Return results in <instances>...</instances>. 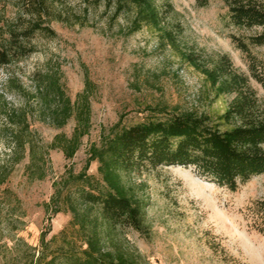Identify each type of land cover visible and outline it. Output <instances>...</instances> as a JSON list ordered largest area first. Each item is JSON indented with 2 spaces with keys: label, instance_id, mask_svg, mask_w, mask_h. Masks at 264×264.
<instances>
[{
  "label": "rangeland",
  "instance_id": "rangeland-1",
  "mask_svg": "<svg viewBox=\"0 0 264 264\" xmlns=\"http://www.w3.org/2000/svg\"><path fill=\"white\" fill-rule=\"evenodd\" d=\"M155 1L163 9L167 1L173 5L161 25L131 31L133 12L112 19L113 9L104 4L86 11V0H66L64 21L47 18L56 35L37 32L25 41L34 49L29 56L0 67V169L8 172L0 187V264H26L32 248L36 253L42 248L48 228V241L65 228L69 236L76 233L69 203L78 202L86 185L67 181L86 169L94 185L104 188L98 161L85 167L92 145L100 146L118 121L132 125L192 111L219 118L234 97L221 93L208 78L206 70L219 55L227 54L249 76L264 107V84L252 71L254 66L264 73V44L250 41L263 26L235 25L226 0H209L207 5L199 0ZM256 1L264 8V0ZM6 3L0 0V12ZM17 12L8 4L6 19L15 22ZM234 36L249 44L250 54ZM47 74L58 75L80 105L84 96L79 95L86 93L90 129L73 158L52 148L46 177L31 179L28 153L22 162L11 163L9 115L26 112L38 144L45 148L61 133L70 137L77 125L73 116L59 128L44 114L38 93L40 78ZM126 181L146 203L147 231L121 227L114 237L139 264H264V173L235 191L207 180L192 166L138 171ZM57 206L60 212H54ZM60 243L58 236L52 247Z\"/></svg>",
  "mask_w": 264,
  "mask_h": 264
},
{
  "label": "trees",
  "instance_id": "trees-1",
  "mask_svg": "<svg viewBox=\"0 0 264 264\" xmlns=\"http://www.w3.org/2000/svg\"><path fill=\"white\" fill-rule=\"evenodd\" d=\"M7 1L0 12V67L29 56L34 49L25 41L31 40L37 32L54 37L56 31L47 18L64 21L67 9L66 0ZM86 1V11L102 4L106 9H113L112 19L119 18L124 12H133L131 31L144 24L160 26L166 9L173 7L167 1L166 7L160 8L155 0ZM199 1L201 5L209 3V0ZM226 2L229 17L235 25L264 27V8L258 1ZM10 3L18 9L15 22L6 19V8ZM233 39L250 54L246 41L236 36ZM250 41L264 44V30L251 36ZM252 69L253 76L264 84V73H260L257 67ZM206 72L221 93L234 94L224 113L217 119L207 113L192 111L173 113L164 120H147L132 125L118 121L114 124L100 146L92 145L85 167L98 161L104 188L94 185L93 177L86 169L67 181L86 185L79 192L78 202L69 203L72 225L78 227L76 233L69 236L65 228L48 241L46 236L50 228L43 231L42 248L38 253L32 248L34 252L26 264H139L137 257L114 237L121 227L147 231L146 203L134 196L126 181V176L132 173L162 166H192L202 177L233 191L253 176L264 173V107L250 84L249 76L240 72L227 54L219 55ZM39 88L41 93L38 94L45 107L43 112L56 127L65 126L73 116L77 125L70 137L61 133L49 148H45L38 144L26 112L13 111L9 115L13 128L9 137L11 163L22 162L28 153L26 169L31 179L46 177L45 165L50 149L60 148L67 158H73L82 138L89 133L91 122V106L86 93L79 95L84 96L82 105L72 101L59 76L52 74L40 78ZM7 180L8 172L0 169V187ZM55 201L56 197L53 198ZM78 206H84V209ZM61 210L57 206L54 212ZM58 236L61 243L52 247Z\"/></svg>",
  "mask_w": 264,
  "mask_h": 264
}]
</instances>
